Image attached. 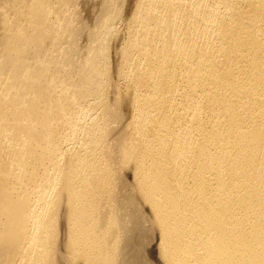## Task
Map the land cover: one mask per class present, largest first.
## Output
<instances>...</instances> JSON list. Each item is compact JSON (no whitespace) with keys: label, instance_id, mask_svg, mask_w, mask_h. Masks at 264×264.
Masks as SVG:
<instances>
[{"label":"bare ground","instance_id":"6f19581e","mask_svg":"<svg viewBox=\"0 0 264 264\" xmlns=\"http://www.w3.org/2000/svg\"><path fill=\"white\" fill-rule=\"evenodd\" d=\"M78 1L0 0V264H264V0H137L114 72Z\"/></svg>","mask_w":264,"mask_h":264},{"label":"rangeland","instance_id":"374dc122","mask_svg":"<svg viewBox=\"0 0 264 264\" xmlns=\"http://www.w3.org/2000/svg\"><path fill=\"white\" fill-rule=\"evenodd\" d=\"M99 1L102 2V0H94V1H93V0H91V1H90V0H86V1H85V0H80V2L78 1V2H79V3H78V7H79V8H78V9H79V17H78V20H79V21L81 20L82 22L84 21L83 24L87 27V29L89 28L88 25H90V24L93 22V20H94L95 18H97L95 15L92 16V14H93V13L95 14V11H96V13H97V11L100 13V11H99L98 8H99L101 5H103V2H102V4H99V3H98ZM125 1H128V0H125ZM136 1H137V0H131V2L128 1V3H124V5H123V8H124V9H123V13H124L125 15L122 13V15H123V16H121L122 21H121V19H120V21L117 22V25H118V26L116 25V27L119 29V32H120V31H122V32L124 31V32H123V34H122V32H120V33L118 32V33H119V37H118V38L123 37V38H121V39H118V40H119V41H118L119 43H118V42L116 43V41H117L116 39H117V38L115 39L116 41L113 40L112 43H111V48H110V55H111L110 58H111V60H110V61H111V67H112V71H113V72H114L113 69H114L115 65H117V62H118V60H119V58H120V57H119V56H120V53H119L120 50H119L118 48L122 45V44L120 45V43H122V40L125 39L124 35L126 36V34H127V26H126V25H127V23H128V20L131 18V15H132V12H133V8H134V6H135L134 2L136 3ZM81 2H82V3L84 2V3L82 4ZM1 3H2V2H1ZM95 3H98L99 6H98L97 4H95ZM86 4H87V5H86ZM94 4H95V5H94ZM125 4H126V5H125ZM127 4H128V5H127ZM79 5H80V6H79ZM88 5H89V6H88ZM91 5H92V7H91ZM96 5H97V6H96ZM124 6H125L126 8H125ZM128 6H129V7H128ZM90 7H91L92 9H91ZM96 7H97V8H96ZM80 8H81V10H80ZM93 8H96V9L93 10ZM101 8H102V7H100V9H101ZM91 10H92V12H91ZM80 11H81V12H80ZM82 11H83V13H82ZM93 11H94V12H93ZM129 12H130V14H129ZM96 15L98 16V13H97ZM82 16H83V17H82ZM124 16H126V17H124ZM129 16H130V18H129ZM80 17H81V18H80ZM94 17H95V18H94ZM79 18H80V19H79ZM85 19H86V20H85ZM87 20H88V21H87ZM94 21H95V20H94ZM82 22H81V23H82ZM85 23H86V24H85ZM87 23H89V24H87ZM118 23H119V24H118ZM120 23H121V24H120ZM123 23H124V24H123ZM92 24H94V22H93ZM92 24H91L90 26H92ZM125 24H126V25H125ZM119 25H120V26H119ZM86 27L84 28L85 31H87ZM90 28H91V27H90ZM125 30H126V31H125ZM82 35H83V34H82ZM121 35H122V36H121ZM120 36H121V37H120ZM84 38H86V35L80 38V39H81L80 42H82L81 44L85 46L87 40H86V39L83 40ZM120 40H121V42H120ZM114 43H115V44H114ZM116 44H117V45H116ZM118 45H119V47H117ZM117 49H118V50H117ZM0 51H1V50H0ZM111 51H112V52H111ZM116 51H117V53H116ZM114 52L117 54V56H116V54H115ZM1 55H2V52H1ZM118 57H119V58H118ZM117 59H118V60H117ZM115 62H116V63H115ZM113 63H114V64H113ZM114 74H115L114 79L117 80L116 73H114ZM114 74H113V75H114ZM124 101H125V103H124ZM124 101H123V103L121 104V107L124 106V107H122L123 109L121 108V110L123 111L122 113H123V115H124V118H123L124 121H123V124H122V125H124V123H125V125L128 124V123H129L128 121L130 120V117H131V116H129V115H130V107H129V105H126L127 108L125 107V104H127V100H124ZM124 109H125V110H124ZM126 109H128V111H127ZM127 113H128V114H127ZM128 119H129V120H128ZM127 120H128V121H127ZM122 125H121V126H122ZM121 126H120V127H121ZM119 129H120V128H119ZM126 176H128V175H125V178H127V179H126L127 181H128V178H129V177H131V178L133 177V176L126 177ZM129 180H130V181H129L128 183L132 182L131 184H129V188H130L132 185H133V186H132V188H133V187H134V182L132 181L133 178H132V179L129 178ZM132 188H131V189H132ZM142 208H143V207H142ZM143 209H144V208H143ZM143 209H142V210H143ZM146 209H148V208L145 207V211H146V213H145L144 210H143L144 212L141 211V212H143V217H144V218L142 217L143 220H139V221H140L141 224H142V222H143V225L149 227V226H151V219H150L151 217L148 216V215H150V212H149L148 210H146ZM145 214H146V215H145ZM148 217H150V218H148ZM142 218H141V219H142ZM148 220H150V221H148ZM62 231H63V230H62ZM63 233H65V232L63 231ZM63 233H62V234H63ZM155 233L157 234V232H154L152 235H154ZM62 234H61V243H62V244H60V247L63 246V245L66 246V243H64V242H65L64 240H66V236H65V234H63V235H62ZM156 234L154 235L155 237L152 236V235H149V236H144V238L142 237L141 239L137 240V242L140 243V244H138L139 247L141 246V244H142V242H143V240H144L145 238H146V239H145V242H143L142 245L144 246V244H145V243H148V241H149L148 244L152 245V246H150V245L148 246V244H147V246H146V244H145V248H144L143 252H144V253L146 252L147 254L145 253V254L143 255V253H142V255H141L142 258H141V256H140V258H141V262H140V264L143 262V260H144L145 258H146V260H144V261H147V262L151 261V262H152L151 264H159V263H160V264H164V263H162V261H159V262H158V261L156 260V259L161 260V259L159 258V254L156 253V252H157L156 250L158 249V244L160 243V242H159V240H160L159 235H156ZM151 236H152V237H151ZM64 237H65V239H63ZM152 238H154V239H152ZM150 239H151V240H150ZM140 240H142V241H140ZM152 240L154 241V243H152ZM63 241H64V242H63ZM64 248H65L66 250H65ZM64 248L61 247L60 250L63 249L64 251L61 250V253H62V254L64 253L63 255L66 256V255L68 254L69 251H68V247H67V246L64 247ZM152 248H153V249L156 248V249L154 250V253H153L152 250H151ZM148 249H149V251H148ZM134 250H136V249H134ZM155 251H156V252H155ZM65 252H67V253H65ZM155 254H156V255H155ZM69 255H71V254L69 253L67 256H69ZM150 255H151V256H150ZM67 256H66V257H67ZM147 256H148V257H147ZM143 258H144V259H143ZM142 259H143V260H142ZM150 259H151V260H150ZM154 261H155V262H154ZM153 262H154V263H153ZM149 263H150V262H149ZM68 264H70V262H69ZM71 264H72V263H71ZM74 264H75V263H74ZM76 264H77V263H76Z\"/></svg>","mask_w":264,"mask_h":264}]
</instances>
